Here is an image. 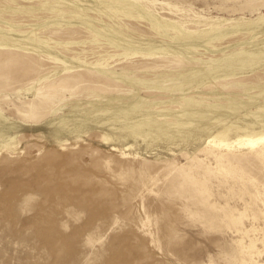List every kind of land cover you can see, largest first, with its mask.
I'll list each match as a JSON object with an SVG mask.
<instances>
[{
	"label": "rangeland",
	"instance_id": "374dc122",
	"mask_svg": "<svg viewBox=\"0 0 264 264\" xmlns=\"http://www.w3.org/2000/svg\"><path fill=\"white\" fill-rule=\"evenodd\" d=\"M0 264H264V0H0Z\"/></svg>",
	"mask_w": 264,
	"mask_h": 264
}]
</instances>
